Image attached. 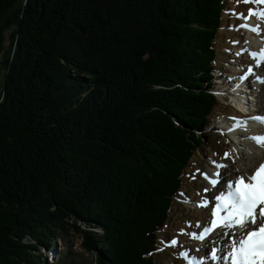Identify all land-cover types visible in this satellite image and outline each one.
Masks as SVG:
<instances>
[{
  "label": "trees",
  "instance_id": "16d2710c",
  "mask_svg": "<svg viewBox=\"0 0 264 264\" xmlns=\"http://www.w3.org/2000/svg\"><path fill=\"white\" fill-rule=\"evenodd\" d=\"M230 3L0 0V264H84L41 252L74 238L94 264H156L219 104Z\"/></svg>",
  "mask_w": 264,
  "mask_h": 264
},
{
  "label": "rangeland",
  "instance_id": "374dc122",
  "mask_svg": "<svg viewBox=\"0 0 264 264\" xmlns=\"http://www.w3.org/2000/svg\"><path fill=\"white\" fill-rule=\"evenodd\" d=\"M263 3H254V2H248L245 3L243 0H231L230 6L232 9L228 11L229 16V23L225 22V30H222L218 37L217 41V52L219 54L218 58V66L222 65L220 64L221 61L227 60L229 57L230 61L229 63L223 64L224 67V73L215 72V75L220 74L221 76H224L225 78L229 79L228 83L225 82V85H219L215 84L216 90L218 91L217 94V100H218V107L216 111L213 113L212 119L207 124L205 134H204V141L203 145L200 150H198L192 160V164L187 168L185 176H184V183L182 184V192L176 202L177 209L175 212L173 211L169 221L163 226V228L158 233L159 237V245L157 246V252L155 254L156 264H189V261L185 259L183 256L180 255V252L186 251L188 252V256L190 257L191 254H196V252L193 250L194 242H192L193 239L190 238L191 233H199L202 231V227L208 223V217L207 214H203L202 207L198 206L201 201H207L208 197L212 195L210 191L205 192V188H211V184H208V180L204 178L202 173H210L212 174L214 168L216 165H219L223 161H225L228 158H225V153H228L231 157H234L236 154V151L240 148L241 139L238 138L235 142H237L234 146L232 142L227 143L226 141V134L231 139H233V135L229 134L228 131L224 129L222 126V122L228 123L231 120H237L236 116H241L236 109L232 108L231 105H227V103L233 104V100H235L231 93L232 89L235 85L238 84H253L256 86L257 84L262 85V81H259V78H264V61L258 62L254 57H252L246 49L247 40L246 36L247 33L244 30V20L245 17L248 18L251 15L249 14V9L252 11L259 13L263 10L264 6ZM230 14V15H229ZM239 17V18H238ZM256 23H260V20L264 22V18H260L257 15ZM12 26H6L1 34H0V91H2L3 87H5L4 83V74L5 71L8 68V63L11 60V57L13 56V50H14V38L12 39ZM243 32V35L240 36V30ZM247 28V27H246ZM241 32V34H242ZM242 36L244 37V47L236 49V54L238 56H242V59H237L234 57L235 53L225 54L224 52L221 54L222 48L224 46L229 47V39L231 40L233 37H236L239 42L242 41ZM263 37V34H262ZM237 47V46H235ZM242 52H239L242 50ZM231 52V50H229ZM228 53V51H227ZM240 54V55H239ZM229 55V56H228ZM218 57V56H217ZM216 60L214 61V63ZM259 65V66H258ZM217 66V64L215 65ZM251 69V73H253V78H250L251 73H249L248 69ZM229 70V71H228ZM234 70H239L238 74L236 76H241L238 80H235L234 77H229V75L234 74ZM262 74V77H255L258 74ZM220 78H223L221 77ZM242 76L245 78L243 79ZM219 77H217L218 79ZM238 78V77H237ZM253 80V81H252ZM231 81H233L231 83ZM239 82V83H236ZM264 84V83H263ZM217 86V87H216ZM224 86V87H222ZM259 93L261 94L263 90H261L260 86H257ZM228 89V90H227ZM228 92L226 94V92ZM226 96H229V101H227ZM225 97V98H224ZM239 99V96L237 97ZM236 101V100H235ZM256 104V103H255ZM227 105V106H226ZM237 107V106H236ZM261 115L264 116V107L262 106L261 102L259 104L254 105L252 108L254 110L252 113H258L261 109ZM236 115V116H235ZM248 120V119H247ZM219 127H223V129H219ZM250 127V125H248ZM258 129H260V132H264V124L259 123ZM243 130L240 129V132L242 133ZM235 137H237L235 135ZM253 137V136H252ZM234 142V141H233ZM264 148H260L261 154L263 153ZM215 162V164L213 163ZM242 165V164H241ZM230 174L228 175L227 179H229ZM221 175V174H220ZM232 176V174H231ZM234 178V177H233ZM231 178V179H233ZM219 185H217L220 188L221 183H225L226 181L218 178ZM230 180V179H229ZM188 193V194H187ZM209 194V196H208ZM209 202V201H208ZM211 202V200H210ZM172 221V222H171ZM181 227H178L180 226ZM208 225V224H207ZM181 230H183V234H181ZM169 236V240L176 239L177 244L175 246H169V243H167L169 240H165V237ZM218 238V236H217ZM216 240V238H213V240ZM211 240V241H213ZM205 249H203V254H199L196 257H203L205 255V252H210L212 246L207 243L205 245ZM69 248H71L72 252L74 253L73 256L76 258L77 262H82L84 264H94L92 262L93 258L90 253L85 252L80 244V240L78 238H74L71 245L69 246V243L67 242L64 245H61L59 243H56L53 248L51 249H45V251L42 249L41 252L46 255L47 262L54 261L57 252L61 251L63 255L65 256L67 252H69ZM208 260L206 259L204 261V264L207 263ZM213 264H224L222 260H217Z\"/></svg>",
  "mask_w": 264,
  "mask_h": 264
},
{
  "label": "snow or ice",
  "instance_id": "6c2138e0",
  "mask_svg": "<svg viewBox=\"0 0 264 264\" xmlns=\"http://www.w3.org/2000/svg\"><path fill=\"white\" fill-rule=\"evenodd\" d=\"M243 2L248 3L250 0H243ZM251 2L264 3V0H251ZM249 14L264 18V10L256 13L249 9ZM250 30L257 34L260 31L258 27ZM256 55L252 53L253 57ZM260 58L264 60V49L261 50ZM248 71L251 73L250 68ZM251 119L264 124V117H252ZM252 139L258 145L264 146V136L252 137ZM225 158H228V153H225ZM240 158L244 159L243 156ZM213 163L215 164L214 161ZM220 167H227V165H220ZM230 172L231 169L226 171L222 177L226 181L227 191L222 190L225 183H221L220 188L216 190L219 194L212 193L207 201H201L198 205L205 207L208 201L214 200L215 206L211 208L210 227L207 224L198 225L202 227V231L198 234H190L191 239L198 238L203 241L208 234L219 227L222 231L218 233V240L210 242L214 245L210 252L206 251L203 257H193L189 260V264H204L206 259L209 260V264L217 260H222L225 264H264V161L255 167L252 174L237 176L234 181L227 179ZM202 175L215 188L218 180L211 179L207 172ZM212 175L220 176L218 172ZM208 191L210 190L205 188V192ZM168 243L169 246H175L177 241L172 239ZM180 255L188 259V252L182 251Z\"/></svg>",
  "mask_w": 264,
  "mask_h": 264
},
{
  "label": "bare ground",
  "instance_id": "6f19581e",
  "mask_svg": "<svg viewBox=\"0 0 264 264\" xmlns=\"http://www.w3.org/2000/svg\"><path fill=\"white\" fill-rule=\"evenodd\" d=\"M264 6V3L262 4ZM228 10V9H227ZM264 10V8H263ZM257 16H250L248 18H246L243 22L244 25H247V28L245 27V31H247V36H246V40H247V45H246V49L247 52L252 56V53H256V57H254L258 62H263L264 60H261L260 58V53L261 50L264 49V22L262 20H260V23H256L257 20ZM258 27L260 29L259 34H257L256 32L251 31V28H256ZM263 34V37H262ZM240 55V54H239ZM253 57V56H252ZM264 66V65H263ZM229 71V70H228ZM239 70H234V74L233 75H229V77H234L235 75V79L238 80L241 76H236V74H238ZM253 72V71H251ZM262 74H258L255 77H262ZM238 77V78H237ZM243 79H245L242 76ZM250 78H253V73H251ZM253 81V80H252ZM259 81H262V85L257 84L256 86H254L253 84H249L248 88H250L252 91V93H248L249 90L246 89L244 91H241V85H235L234 88L232 89L231 92V96L236 100V106L238 108H240L241 110H249L248 108H244L243 107V103L245 101H250L249 105H257L259 104V102H261L262 106L264 107V78H259ZM232 83V82H231ZM239 83V82H236ZM252 85V86H250ZM257 86H260L261 90H263V92L260 94L257 88ZM228 90V89H227ZM239 96V99H237V97ZM257 100V101H256ZM257 102L256 104H254L253 102ZM252 102V103H251ZM233 103L235 104V102L233 101ZM261 111L258 113H252L250 112L248 117H243V116H236V118H238L237 120H231L228 123H224L222 122V126L224 127V129L226 131L229 132V134L233 135V141L231 139H229V137L226 134V141L227 143L232 142V144L236 147H238L237 145H235L237 142H235L238 138H242L241 139V144H240V148L236 151V154L234 157H231L230 155H228V159H226L225 161H223L222 163H220L219 165H216L212 174L218 172L219 174H221L220 176H213L210 173H207L209 175V177L211 179H217L220 178L222 179L223 174L226 171H229V169H231V174L229 179L234 181L235 178L237 176H247L252 174V172L254 171L255 167L258 166V164L261 161H264V151L261 154L260 148H264V146L262 145H258L253 139V137H257V136H264V132H260V129H258V124L260 123L258 120H254L251 119L252 117H264L261 115L262 112V107L260 108ZM248 119V120H247ZM248 125H250V127H248ZM223 127H219V129H223ZM240 129L243 130L242 133L240 132ZM235 135L237 137H235ZM236 139V140H235ZM264 150V149H263ZM243 156L244 159H241L240 157ZM242 164V165H241ZM220 165H227V167H220ZM234 177V178H233ZM233 178V179H231ZM228 179V180H229ZM208 180V179H207ZM223 180V179H222ZM219 181L217 185H219ZM208 184L209 180H208ZM215 186V188H213V186L211 188H209L210 193L215 192L216 194H219L216 190L219 189L218 186ZM223 191H227L226 188V184L224 189H222ZM209 196V194H208ZM215 206V202L214 200H211V202L209 201L207 206L202 207V212L203 214H207L206 217H208V225L210 227V218H211V208ZM221 228L217 227L216 229H214L210 234H208V236L205 238V240L201 241L198 238L197 239H193L192 242H194L193 246V250L196 252V254H191V256H188L187 261H189L190 259H192L193 257L198 256L199 254H203V249H205V245L207 243H209L210 246H214L213 244H211V240H213V238H216V240H218L217 236L218 233H221ZM215 240V239H214ZM217 247L219 245H216ZM197 249H199V251H197ZM209 264V260L207 262ZM214 262H212L213 264ZM223 263L225 264V262L223 261Z\"/></svg>",
  "mask_w": 264,
  "mask_h": 264
}]
</instances>
